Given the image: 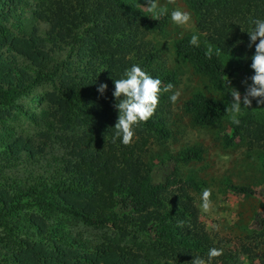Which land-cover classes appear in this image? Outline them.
Returning <instances> with one entry per match:
<instances>
[{
    "label": "trees",
    "instance_id": "trees-1",
    "mask_svg": "<svg viewBox=\"0 0 264 264\" xmlns=\"http://www.w3.org/2000/svg\"><path fill=\"white\" fill-rule=\"evenodd\" d=\"M185 2L207 41L193 46L190 39L180 38L174 44L177 55L217 91L227 88V78L241 77L250 84L244 75L249 74L255 45L248 47L247 32L254 29V20H264V0ZM21 5L22 0H0V104L10 115L19 112V100L38 84L50 83L40 105H49V116L60 130H84L60 138L66 155L43 172L33 167L43 168L39 157L44 146L24 136L4 145L2 160L11 172L0 174V264H191L196 256L207 262L211 248L223 249L211 264H238L236 253L216 241L200 219L193 193L204 184L176 173L154 180V167L145 161L149 121L135 127L130 145L119 139L113 143L118 118L114 80L139 65L162 81L161 88L177 83L146 38L164 33L171 13L162 10L153 19L133 0H43L34 11L35 20L49 27L42 33L38 26L18 31L25 26L16 22ZM63 44L72 54L52 67V57L65 50ZM102 83L108 86L103 95L97 91ZM231 100L200 98L192 105L193 125H220ZM168 102L167 93L161 92L159 105ZM256 108L263 110L264 105L253 100L239 116V126L232 123V128L246 133L250 144H262L264 166V129L257 123ZM202 154L201 147L192 146L181 158L198 161ZM19 166L26 170L20 172ZM56 215L115 226L114 237L85 248L50 230L49 220ZM259 259L264 264V253Z\"/></svg>",
    "mask_w": 264,
    "mask_h": 264
},
{
    "label": "rangeland",
    "instance_id": "rangeland-1",
    "mask_svg": "<svg viewBox=\"0 0 264 264\" xmlns=\"http://www.w3.org/2000/svg\"><path fill=\"white\" fill-rule=\"evenodd\" d=\"M43 0H22L21 13L16 19L20 26L18 31L30 30L38 26L42 33H46L48 25L39 23L34 18L36 7ZM139 3L145 14L153 17L162 10L179 9L191 14V20L186 25H177L172 20L164 33H148L147 40L151 41L155 50L165 61L169 72L176 75L177 83L173 91H179L180 97L175 104L170 99L167 104L158 105L154 115L148 120L146 140L148 142L145 161L154 167V180L164 181L176 173L178 177L186 179L192 177L198 183L204 184L202 189L211 190V208L205 213L201 210V193L194 192L196 205L200 212V219L206 229L238 256V264H263L260 255L264 253V227L260 226V219L264 217V166L260 159L263 149L261 143L250 144L246 133L232 128L231 114L226 112L220 125L212 127H196L192 123V105L200 98L211 99L231 98L228 89L215 90L209 80L197 73L194 68L177 55L174 49L176 40L198 36L199 43H206L207 37L198 26V19L188 8L185 0H156L158 5L154 12L148 10V0H133ZM65 50L58 51L52 57V67L66 63L70 53V46L64 45ZM223 60L229 59L223 55ZM254 71L249 67L250 78ZM238 77L231 81V86L243 93L246 85ZM50 83H40L31 92L19 100L22 109L11 115L6 107L0 104V174L3 176L11 172V168L2 160L4 145L20 136L32 138L36 144L44 146L46 152L41 157L42 169L34 166L39 172L51 170L52 162L65 157L66 149L62 144L63 135H79L84 129L75 128L73 131L60 130L57 123L49 116L53 113L49 105H40L45 94L51 91ZM172 93H167L170 97ZM242 107L241 114H244ZM257 123L264 129V109H254ZM239 115V116H240ZM49 116V117H48ZM43 120V121H42ZM155 120V121H154ZM159 122L156 124L155 122ZM49 133L46 139L42 133ZM228 144V145H226ZM198 146L203 150L202 159L185 161L181 152L188 147ZM20 172L25 171L19 166ZM50 230H55L60 236L77 240L85 248H93L105 238L114 237L115 226L87 224L80 219L64 215L53 216L49 220ZM258 253L255 254V250ZM248 248L251 255H248ZM255 256V258H254Z\"/></svg>",
    "mask_w": 264,
    "mask_h": 264
},
{
    "label": "clouds",
    "instance_id": "clouds-1",
    "mask_svg": "<svg viewBox=\"0 0 264 264\" xmlns=\"http://www.w3.org/2000/svg\"><path fill=\"white\" fill-rule=\"evenodd\" d=\"M174 3V0H169ZM147 7L150 12H154L158 5L156 0H148ZM153 19H159L158 15H154ZM171 20L177 25H186L191 20V14L179 9L171 12ZM255 27L252 31L247 32L250 40L248 47L255 45V53L251 57V69L254 75L250 77L251 83L247 80L243 81L246 85L243 95L235 87L231 86V80L227 78L226 85L232 100L230 108L226 112L231 114V122L237 126L241 123L239 115L243 108H251L252 101L255 100L258 105H264V20L256 19L253 21ZM258 41V43H257ZM193 46H198V36L193 35L190 42ZM162 81L159 78H153L139 65H133L130 70H126L124 78L114 80L113 97L116 103L113 105L118 110L117 122L114 126L115 135L113 143L117 139L128 146L133 142L135 135V127L141 122H147L155 113L159 102L161 92L172 93L169 97L170 101L175 104L180 97L179 91H173L174 85L169 82L161 88ZM107 84L99 85L97 91L103 95L107 90ZM211 190L202 189L201 193V210L205 213L211 208ZM223 255V249L211 248L208 251L207 262L202 257L196 256L191 264H211L213 258Z\"/></svg>",
    "mask_w": 264,
    "mask_h": 264
}]
</instances>
